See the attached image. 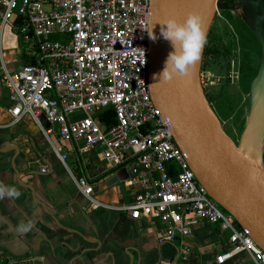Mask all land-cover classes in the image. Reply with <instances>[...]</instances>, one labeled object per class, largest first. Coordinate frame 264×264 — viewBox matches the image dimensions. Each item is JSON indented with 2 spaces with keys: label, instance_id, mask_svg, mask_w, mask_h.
Segmentation results:
<instances>
[{
  "label": "built area",
  "instance_id": "2783aa9c",
  "mask_svg": "<svg viewBox=\"0 0 264 264\" xmlns=\"http://www.w3.org/2000/svg\"><path fill=\"white\" fill-rule=\"evenodd\" d=\"M150 18L151 0H0V38L9 26L33 58L12 69L0 50L10 124L30 118L47 133L45 118L56 129L53 148L63 163L64 144L75 143L82 153L97 150L112 168H125L135 193L117 208L163 224L159 244L191 236L200 223L217 225L230 245L217 264L243 252L264 264V251L199 183L171 120L151 98ZM106 109L115 114L111 127L99 118ZM78 186L95 207H109L92 196L85 177Z\"/></svg>",
  "mask_w": 264,
  "mask_h": 264
},
{
  "label": "crops",
  "instance_id": "0c3cea01",
  "mask_svg": "<svg viewBox=\"0 0 264 264\" xmlns=\"http://www.w3.org/2000/svg\"><path fill=\"white\" fill-rule=\"evenodd\" d=\"M22 45L6 26L0 50L12 69L23 65ZM9 106L0 75V182L21 192L15 200L0 199L1 258L34 259L37 264H217L215 258L229 252L228 233L205 223L196 225L191 236L159 244L163 224L133 219L117 208L131 203L135 193L127 185L125 168H112L100 152L82 153L75 143L64 144L69 158L63 163L53 148L59 142L56 129L44 125L45 133L30 118L11 125ZM82 177L92 186V196L109 207H95L82 193ZM28 220L32 229L19 231L18 225ZM223 264L256 262L243 252Z\"/></svg>",
  "mask_w": 264,
  "mask_h": 264
},
{
  "label": "water",
  "instance_id": "95a60500",
  "mask_svg": "<svg viewBox=\"0 0 264 264\" xmlns=\"http://www.w3.org/2000/svg\"><path fill=\"white\" fill-rule=\"evenodd\" d=\"M243 4L260 10L264 23V0H151L150 31L154 25L157 39L149 42L148 79L151 98L171 120L175 141L186 153L199 183L264 251V59L253 81L257 85L252 84L253 100L239 144L224 131L206 98L200 75L204 46L215 16ZM190 12L201 15L206 34L199 59L187 75L165 81L159 74L172 48L159 36L161 25L156 20L174 16L183 21ZM253 30L264 55V30ZM42 123L48 125L45 118ZM119 187L124 189V184ZM37 262L0 257V264Z\"/></svg>",
  "mask_w": 264,
  "mask_h": 264
},
{
  "label": "rangeland",
  "instance_id": "374dc122",
  "mask_svg": "<svg viewBox=\"0 0 264 264\" xmlns=\"http://www.w3.org/2000/svg\"><path fill=\"white\" fill-rule=\"evenodd\" d=\"M227 13L244 20L252 29L259 27L264 30L261 11L249 4L240 5ZM240 44L232 20L219 12L207 35L200 69L206 98L217 113L224 131L237 144L253 100L251 88L254 80L248 84L246 66L252 61V65L258 69L264 59L263 53L258 55L256 51L247 58V51ZM22 48L25 49L24 45Z\"/></svg>",
  "mask_w": 264,
  "mask_h": 264
},
{
  "label": "clouds",
  "instance_id": "9594fccd",
  "mask_svg": "<svg viewBox=\"0 0 264 264\" xmlns=\"http://www.w3.org/2000/svg\"><path fill=\"white\" fill-rule=\"evenodd\" d=\"M161 25L159 36L168 41L172 50L169 52L160 78L165 81L172 80L174 76L187 75L191 67L200 56V50L205 42V31L202 26L201 15L197 12H190L181 21L176 17H168L163 20H156ZM152 30L148 31V36L152 40L157 39V34ZM21 196V192L15 185L0 182V199L9 198L15 200ZM33 227V222L18 225V230L27 232Z\"/></svg>",
  "mask_w": 264,
  "mask_h": 264
},
{
  "label": "trees",
  "instance_id": "16d2710c",
  "mask_svg": "<svg viewBox=\"0 0 264 264\" xmlns=\"http://www.w3.org/2000/svg\"><path fill=\"white\" fill-rule=\"evenodd\" d=\"M221 12L225 13L229 20H232L235 26V29L237 30L238 35H239V39L241 43L240 46L243 50L247 51L246 53L247 58H250L252 53L255 51L258 53V55H261L262 49H261V46L257 40V37L252 27L249 26L244 20L236 17L233 14L227 13V11H221ZM54 38H58V37H54ZM19 40H20V37H19ZM24 50L22 49V55H21L23 64L33 63V58L28 56ZM258 69L252 65V61L247 63L245 73L247 75L246 78H247L248 84H250L252 80H254L258 72ZM99 118H100L101 123L105 125L106 127H111L114 124H116L115 114L112 111V109L104 110L102 114L101 113L99 114Z\"/></svg>",
  "mask_w": 264,
  "mask_h": 264
}]
</instances>
